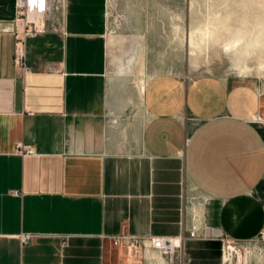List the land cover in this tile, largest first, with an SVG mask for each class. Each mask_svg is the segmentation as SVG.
Here are the masks:
<instances>
[{"label":"crops","instance_id":"crops-1","mask_svg":"<svg viewBox=\"0 0 264 264\" xmlns=\"http://www.w3.org/2000/svg\"><path fill=\"white\" fill-rule=\"evenodd\" d=\"M15 19L16 0H0V264H140L125 236L112 239L185 233L184 182L206 198V237L184 239V264H225L221 234L258 237L264 79L158 74L132 93L114 87L106 0H58V31L28 37L22 73ZM254 252L235 264H264Z\"/></svg>","mask_w":264,"mask_h":264},{"label":"rangeland","instance_id":"rangeland-1","mask_svg":"<svg viewBox=\"0 0 264 264\" xmlns=\"http://www.w3.org/2000/svg\"><path fill=\"white\" fill-rule=\"evenodd\" d=\"M106 13L114 87L132 93L158 74L264 79V0H106ZM251 246L264 263V242Z\"/></svg>","mask_w":264,"mask_h":264},{"label":"built area","instance_id":"built-area-1","mask_svg":"<svg viewBox=\"0 0 264 264\" xmlns=\"http://www.w3.org/2000/svg\"><path fill=\"white\" fill-rule=\"evenodd\" d=\"M58 0H16L15 19V48L14 64L18 71L27 73L30 71L26 56V41L28 37L37 36L47 32L49 29L58 31L56 25L51 21L54 17V10ZM107 16V13H106ZM261 120V117H258ZM19 152L23 154L32 153L31 147L21 145ZM206 202V198L194 186L183 183L182 192V214L185 233L179 237L172 236H129L120 235L112 240L114 244H119L122 238H126L127 252L135 262L160 263L168 261L170 264H184L185 261V238H204L205 225L201 206ZM30 235H22V241L27 242ZM219 238L223 242V261L225 264H235L238 255L250 252L253 243L264 242V226L258 237L248 241L231 238L226 234H221ZM153 252L155 256H149Z\"/></svg>","mask_w":264,"mask_h":264}]
</instances>
